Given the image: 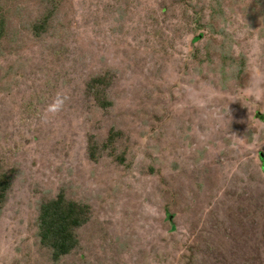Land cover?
Returning a JSON list of instances; mask_svg holds the SVG:
<instances>
[{"label":"rangeland","instance_id":"obj_1","mask_svg":"<svg viewBox=\"0 0 264 264\" xmlns=\"http://www.w3.org/2000/svg\"><path fill=\"white\" fill-rule=\"evenodd\" d=\"M0 13V161L17 169L0 264H264V0H0ZM98 74L111 107L85 92ZM112 127L127 162L91 160L89 136ZM62 189L92 217L55 261L37 221Z\"/></svg>","mask_w":264,"mask_h":264},{"label":"trees","instance_id":"obj_2","mask_svg":"<svg viewBox=\"0 0 264 264\" xmlns=\"http://www.w3.org/2000/svg\"><path fill=\"white\" fill-rule=\"evenodd\" d=\"M54 14L55 8H50L32 24V29L37 36L49 30ZM7 25L8 18L4 13H0V42L7 34ZM111 82L112 76L108 74L95 75L87 81L85 92L92 96L99 107H111L113 101L107 93ZM126 138V132L116 127L110 128L106 140L102 143L94 136H89V158L98 161L102 155L108 153L119 163H126L128 151L121 145ZM16 173L15 167H6L0 161V210L9 198ZM91 217V205L69 198L64 189L60 190L55 197L41 203L37 221L38 236L42 246L51 250L53 260L59 261L63 256L79 248L80 230L90 221Z\"/></svg>","mask_w":264,"mask_h":264},{"label":"clouds","instance_id":"obj_3","mask_svg":"<svg viewBox=\"0 0 264 264\" xmlns=\"http://www.w3.org/2000/svg\"><path fill=\"white\" fill-rule=\"evenodd\" d=\"M62 104H63V100L61 98H57V100L52 105H50L48 111L55 113L60 109Z\"/></svg>","mask_w":264,"mask_h":264},{"label":"water","instance_id":"obj_4","mask_svg":"<svg viewBox=\"0 0 264 264\" xmlns=\"http://www.w3.org/2000/svg\"><path fill=\"white\" fill-rule=\"evenodd\" d=\"M202 35H203V34H200V36H198V38L201 37ZM260 156H261V159H262V161H263V165H264V153L261 152Z\"/></svg>","mask_w":264,"mask_h":264}]
</instances>
